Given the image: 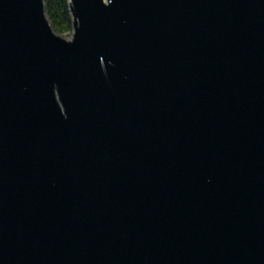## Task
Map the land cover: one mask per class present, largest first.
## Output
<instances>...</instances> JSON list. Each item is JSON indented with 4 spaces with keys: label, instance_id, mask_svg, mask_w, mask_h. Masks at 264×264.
Returning <instances> with one entry per match:
<instances>
[{
    "label": "water",
    "instance_id": "water-1",
    "mask_svg": "<svg viewBox=\"0 0 264 264\" xmlns=\"http://www.w3.org/2000/svg\"><path fill=\"white\" fill-rule=\"evenodd\" d=\"M0 0V264H264V0Z\"/></svg>",
    "mask_w": 264,
    "mask_h": 264
},
{
    "label": "trees",
    "instance_id": "trees-1",
    "mask_svg": "<svg viewBox=\"0 0 264 264\" xmlns=\"http://www.w3.org/2000/svg\"><path fill=\"white\" fill-rule=\"evenodd\" d=\"M45 14L52 30L58 34H69L72 30L68 0H44Z\"/></svg>",
    "mask_w": 264,
    "mask_h": 264
},
{
    "label": "rangeland",
    "instance_id": "rangeland-1",
    "mask_svg": "<svg viewBox=\"0 0 264 264\" xmlns=\"http://www.w3.org/2000/svg\"><path fill=\"white\" fill-rule=\"evenodd\" d=\"M70 34H71V32L69 34H63L61 36L64 37V38H66V39H68L70 37Z\"/></svg>",
    "mask_w": 264,
    "mask_h": 264
}]
</instances>
